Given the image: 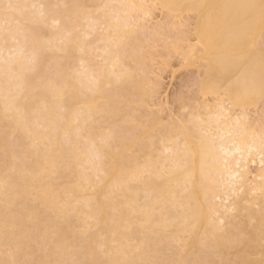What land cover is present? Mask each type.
Masks as SVG:
<instances>
[{"label":"bare ground","instance_id":"6f19581e","mask_svg":"<svg viewBox=\"0 0 264 264\" xmlns=\"http://www.w3.org/2000/svg\"><path fill=\"white\" fill-rule=\"evenodd\" d=\"M260 102L264 0H0V264H264Z\"/></svg>","mask_w":264,"mask_h":264},{"label":"rangeland","instance_id":"374dc122","mask_svg":"<svg viewBox=\"0 0 264 264\" xmlns=\"http://www.w3.org/2000/svg\"><path fill=\"white\" fill-rule=\"evenodd\" d=\"M161 10L156 9L155 13H153L152 17L150 18V20L148 18H146V22L150 25V24H157V23H161L163 22L164 19V15L162 12H160ZM189 17V16H188ZM184 19H188L187 17H185ZM149 20V22H148ZM153 20V21H152ZM155 22V23H154ZM146 23V24H147ZM146 25L147 26V30L148 27L151 28V25ZM149 31V30H148ZM148 31L144 32L145 36H150V33ZM147 32V33H146ZM146 33V34H145ZM197 50V49H196ZM198 51V50H197ZM200 59L197 58V55L192 59L191 63L190 61V65H186L183 63V59L180 56L174 55L172 57H170L168 59V64L169 65L167 67V69L165 70L163 68L161 69L163 71L160 70L158 73L155 71L156 68H158V65L155 64H159V60L154 62V64L151 65L150 67V73H149V78L151 79V81L153 82V78H151L152 76H155V81H158L156 79V77L158 78V74L159 77L160 75H162L159 78V86L161 84L162 89H160V93H162L161 97H160V101L159 104L156 106H153L155 108V110L157 108H161V110L159 111L161 116L164 117V121H169V119L171 120L172 118H187V116L190 114L191 112V107H193V103L195 101H200L201 99H203L204 97L198 93L197 91V79L200 75V71L203 68V63H200ZM200 63V64H199ZM161 66V65H159ZM160 69V68H159ZM154 71V72H153ZM156 72V73H155ZM152 73V74H151ZM205 99H209L211 100L212 98L210 96H205ZM164 101H163V100ZM164 102V103H163ZM262 104H264L262 102ZM261 102L258 103L255 107L251 106L248 108V110L246 112H248V119L249 122L253 123L254 119H255V123L257 124V120L258 122L261 120L264 122V105L262 107ZM164 109V111H162ZM238 112V111H237ZM260 119V120H259ZM253 121V122H252ZM254 123V124H255ZM260 124V123H259ZM263 124V123H261ZM258 128L261 129L260 127H256L255 129H257L256 131L258 132ZM263 130V129H262ZM264 131V130H263ZM264 136V132L263 135ZM262 145L264 144V137H262ZM264 146V145H263ZM257 159V158H256ZM256 163H250L247 168V171L249 173L248 174V181L254 182V176L255 174H257V170H259V166L260 165H256ZM254 179V180H253Z\"/></svg>","mask_w":264,"mask_h":264}]
</instances>
